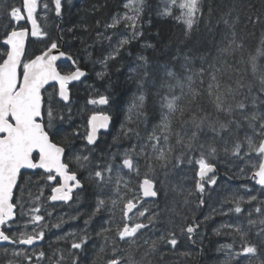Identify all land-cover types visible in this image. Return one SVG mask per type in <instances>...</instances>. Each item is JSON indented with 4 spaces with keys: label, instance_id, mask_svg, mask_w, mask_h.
Instances as JSON below:
<instances>
[{
    "label": "snow or ice",
    "instance_id": "snow-or-ice-1",
    "mask_svg": "<svg viewBox=\"0 0 264 264\" xmlns=\"http://www.w3.org/2000/svg\"><path fill=\"white\" fill-rule=\"evenodd\" d=\"M64 7V0H54L52 11L57 18H62ZM124 7L132 14L127 10L117 12L111 23L103 25L113 35L121 25L128 33L99 61L105 69L123 49L143 36L141 21L148 7L146 0H130ZM38 9L47 21V2L22 0V6L17 7L0 0V21H6L0 23V36L7 46L6 51H0V256L4 258L0 264H81L80 255L91 239L86 233L69 232L58 237V241L71 238L67 251L56 248L47 255L40 245L46 241L52 217L49 202L67 205L74 194L79 200L85 184L95 196V208L85 225L102 212H109L105 222L108 227L102 226L97 235L107 241L114 231L129 249H143L142 262L134 258L132 251L125 253L113 244L111 257L103 264H151L146 258L161 243L175 249L180 241L176 231L169 230L172 220L157 227L158 213L145 206V198H151L153 208L155 201L167 200L174 175L193 166L197 169L194 188L185 192L173 187L171 191L183 197L184 205L195 193L199 196L197 207L203 206L206 192L217 185L216 164L221 152L243 164L241 176L254 182L240 189L246 196L234 193L223 202L230 201L231 206L227 211L221 209L222 215L241 214L243 204L250 206L246 226L221 224L215 229L217 235L226 229L233 241L221 246L226 253L223 264H264V199H260L264 196V64L259 63L264 60V32L260 46L252 52L246 47L247 33L238 30L242 20L244 28L264 27V0L258 9L251 0H167L157 14L182 24L186 38L210 36V45L197 40L193 48L178 52L166 64L151 63L147 56L138 54L131 71L139 94L127 109L126 122L131 123L134 115L137 120L143 117L146 123L145 103L149 97L158 122L145 137L122 125L125 138L135 136L139 144L122 152L109 151L96 159L91 152L66 157V146L54 142L57 125L64 119L63 109H68L71 119L69 86L81 81L87 72L71 56L67 58L72 60L73 71L58 68L57 61L66 56L60 50L64 30L56 25L53 34L42 27ZM21 22H30V28L21 26ZM29 36L45 47L25 60ZM97 37L112 39L103 33H97ZM142 48L154 49L155 45L144 43ZM106 74L96 73L100 79ZM88 103L110 105V98L100 94ZM111 121L110 115L93 112L86 120L87 145L95 147L100 131L107 130ZM72 135H78V130ZM118 140L114 137V142ZM23 170L35 171L25 178ZM81 171L85 175L81 176ZM46 191L50 195L46 196ZM253 213L258 219L251 218ZM181 219L185 220L179 226L182 236L191 238L199 233L201 222L194 217L191 223L186 222L187 217ZM63 222L61 219L53 227L60 228ZM158 230L164 234L157 239L148 237L149 232ZM104 251L101 247L100 252Z\"/></svg>",
    "mask_w": 264,
    "mask_h": 264
},
{
    "label": "trees",
    "instance_id": "trees-1",
    "mask_svg": "<svg viewBox=\"0 0 264 264\" xmlns=\"http://www.w3.org/2000/svg\"><path fill=\"white\" fill-rule=\"evenodd\" d=\"M129 2L130 0H65L63 18L60 20L52 11L53 0H48L50 9L47 21L41 19L39 15L42 27L50 29L53 34L57 31L56 25H59L60 29L64 30L61 41V44H64V51L72 56L74 60H77L79 66L89 72V77L85 82L72 88L73 100L72 104L68 105L71 110V119L68 118V109L65 108L61 113L64 117L63 122L57 125L59 131L54 141L66 146V157H71L74 154L88 155L91 152L93 159H96L100 155L106 156L109 151L113 153L122 152L132 144H139L135 136L129 135L128 138H125L121 132L122 125L125 128L134 129L140 137H145L151 131L152 126L158 122L156 108L151 97L145 103L146 123L143 117L137 120L134 115L131 123L126 122V118L129 115L127 109L132 103L134 96L139 94L134 81V73L131 71V69L136 67V56L138 54L147 56L151 63L166 64L178 52L183 53L193 48L197 40L204 45H210L212 39L210 36L202 35L197 37L193 35L190 38H186L182 24L173 18L158 15L157 13L162 11L163 8L162 0H146L148 7L145 8L141 21L143 36L123 49L116 60L109 62L107 69L104 66L101 67L99 61L117 44V40H115L116 34L113 35L112 30L106 31L103 25L111 23V18L115 13L123 14L124 5ZM251 2L258 9L261 0H251ZM8 3L17 7L22 6V0H8ZM97 5H103V7L98 8L96 7ZM97 21L100 22V26H97ZM4 22L6 21H0V23ZM243 24L242 20L238 30L247 33L246 47L249 51L254 52L260 46L264 27L248 26L244 28ZM118 29H121V27ZM97 33H103L104 36H112V39L108 41L102 37L98 38ZM2 40L3 37L0 36V51H6L7 46L3 45ZM28 43L26 60L32 58L33 53L39 54V50L45 47L43 43L35 38H30ZM144 43H151L155 45V48H142ZM129 52L131 55L128 54ZM88 53H91V56ZM259 63L264 64V60L259 61ZM59 67L62 72L73 71V66L68 62L60 64ZM97 71L106 72L107 74L103 79H100L96 76ZM248 79L250 80L251 76ZM92 86L97 91H94ZM50 90L52 91V88ZM100 94L108 95L110 98V105L104 107L103 111L112 116L113 124L111 131L104 133L100 137L99 143L95 147H91L87 145L84 139L87 127L86 120L93 112L99 109L98 105H91L88 101ZM74 130H78V135H72ZM114 137H119V140L114 142ZM217 159V185L211 191L206 192L203 206L197 207L199 196L195 193L189 197V204L184 205L182 203L183 197H179L171 191L173 187L180 188L185 192L194 188L197 169L193 166L186 167L182 173L174 175L173 183L169 186L170 191L167 200L161 198L155 201L156 207L154 208L153 201L147 200L148 202L145 206L152 208L153 211L158 213L157 227L159 228L165 221L172 220L174 224L169 230H175L177 239L180 241L175 249L161 243L157 250L150 253L146 258L151 264H223L226 253L221 250V246L233 241L232 237L227 235L226 229H221L219 235L216 234L215 229L219 228L221 224H241L246 226L247 213L250 210L249 205L243 204V213L222 215L221 209L227 211V208L231 206L230 201L228 203L223 202L234 193L246 196L240 189L243 185L249 184L251 186L254 182L241 176L240 168L244 167V165L234 162L230 155H225L221 152ZM70 166L75 170L74 165ZM24 175L25 178L32 176L31 173H25ZM80 175L83 176L85 173L81 171ZM127 178L134 179L132 177ZM253 194L257 193L254 192ZM45 195H50V193L46 191ZM260 199H264V196H261ZM81 200L84 202L82 204L83 213L89 219L95 208V196L93 190L87 184H85ZM173 201H176V203L173 204ZM55 208L57 207L52 206L49 202V210ZM109 217V212H102L90 220L88 229L94 234L96 255L91 260V252L82 253L80 255L81 264H103L105 260L111 257L113 244L117 248L125 250V253L132 251L134 258L143 262V249L139 251L129 249L127 244L116 238L114 231L108 234L110 239L107 241H105L104 237L97 235L102 226L108 227L105 222ZM116 217L118 220L119 209L116 210ZM182 217H187V223H191L193 217L197 222H201L199 233L194 235L193 239L192 237L185 238L180 234L179 226L185 223V220L181 219ZM205 217H209L206 222L204 221ZM251 218L258 219V216L253 213ZM84 227L87 230L86 225ZM163 234V231L158 230L155 233L149 232L147 235L150 239H157ZM88 245L91 248L90 244ZM40 247L43 248V244ZM101 247L105 248L103 253L100 252ZM53 249L55 250L56 248ZM105 254H108L109 257L105 258ZM3 259L0 256V262H3Z\"/></svg>",
    "mask_w": 264,
    "mask_h": 264
},
{
    "label": "flooded vegetation",
    "instance_id": "flooded-vegetation-1",
    "mask_svg": "<svg viewBox=\"0 0 264 264\" xmlns=\"http://www.w3.org/2000/svg\"><path fill=\"white\" fill-rule=\"evenodd\" d=\"M53 4H54V0H53L52 5ZM39 12H40V10L38 9L37 19H38V22L41 24V20L39 18V15H40ZM63 12H64V10H63ZM62 18H60V20H62ZM21 26H23V27H29L30 28V22L29 23L21 22ZM30 38H33V37L30 36ZM30 38H29V40H30ZM35 39H37V38H35ZM61 47H63V49H64V44ZM26 58H27V56H26ZM60 64H62V63H60ZM70 64H71V66H73L72 63H70ZM59 65H58V67H59ZM82 69L85 70V71H87L84 68H82ZM73 70H74V66H73ZM88 77H89V72H88V76L86 77V79L83 80L82 82H78L77 84H81V83L85 82L88 79ZM77 84L70 85L71 98L73 96V90H72V88L74 86H76ZM50 89L51 88L49 87L48 88V91L49 92H51ZM72 100L73 99H71V102H72ZM71 102H70V104H72ZM99 106L101 107L100 109L103 110V108L106 107L107 105H103V106L102 105H99ZM96 112H102V111H96ZM103 113H105V112L103 111ZM112 124H113V118H112ZM102 135L103 134L101 133L100 137ZM100 140H101V138H100ZM54 142H56V141H54ZM66 156H67V152H66ZM33 171H35V170H32V171H24V174L25 173H31L32 174ZM79 195H80V199L79 200H76L75 199V194H74V200L72 202H70L69 204H67V205H65L62 202H59L58 204H55V203H53V202L50 201V203L52 204V206H56L57 208H55L53 210H49V211L52 212V217H51V219L49 221V230L46 232V241L44 243H42L43 246H44L43 247V250L45 251V253L47 255H51V252L54 251L53 248H60V247H62V248H65L66 251L70 248L71 238L69 240H67V241H65V240L64 241L63 240H59L58 241L57 240L58 237H62V236H64L65 234H67L69 232H74V233H77L79 235L80 233L84 232V230H86L85 227H84L85 221L86 220H89V219L86 218L85 215H84V213H83V209L84 208H82V204H84V202L81 200L82 192H80ZM72 217H78V219H72ZM47 219L48 218L46 217V220ZM61 219L64 221L62 223L61 227L60 228L53 227V225H55L56 223H60ZM89 224H90V222H89ZM88 226L89 225L86 226L87 227V230L84 233L88 234L90 236V238H91L89 240V244H90L91 248H89V245H88V248H86L84 250V252H91V254H92L91 255V260H93L95 258V255H96L95 254L96 253V249H94L95 238L93 237V235H94L93 232H91V230L88 229ZM77 231H80V232H77ZM49 243H51V247H49ZM104 257L105 258H108L109 255L108 254H105Z\"/></svg>",
    "mask_w": 264,
    "mask_h": 264
},
{
    "label": "water",
    "instance_id": "water-1",
    "mask_svg": "<svg viewBox=\"0 0 264 264\" xmlns=\"http://www.w3.org/2000/svg\"><path fill=\"white\" fill-rule=\"evenodd\" d=\"M29 38H30V36H29ZM28 41H29V39H28ZM28 42H27V45H26V53H27V47H28ZM61 51H64V49H63V47H61V49H60ZM65 52V51H64ZM66 53V52H65ZM68 56H70L69 54H67L66 53V56L65 57H62L59 61H57V66L60 64V63H64V62H69V63H72V60H69L67 57ZM72 57V56H71ZM25 59H26V54H25ZM72 59L74 60V58L72 57ZM73 65V64H72ZM59 68V67H58ZM87 72V71H86ZM87 76H88V72H87ZM86 76V77H87ZM86 77H84V78H82V80L81 81H75V82H72L70 85H74V84H77L78 82H82L83 80H85L86 79ZM57 87H58V85H57ZM70 87V86H69ZM72 99V98H71ZM71 102V101H70ZM70 104V103H69ZM103 106V105H102ZM106 114V113H105ZM108 115H110V114H108ZM111 116V115H110ZM111 129H112V121L110 122V126H109V128L107 129V130H101L100 131V134H99V137H100V135H101V133L102 134H104V133H109L110 131H111ZM99 141H100V138H99V140H98V142H97V144L99 143ZM96 144V145H97ZM24 171H32V170H23V172ZM218 172V170H217V166H216V173ZM146 200H151V198H145ZM53 203H55V204H58L59 202H53ZM193 237H194V235L192 236V239H193Z\"/></svg>",
    "mask_w": 264,
    "mask_h": 264
},
{
    "label": "rangeland",
    "instance_id": "rangeland-1",
    "mask_svg": "<svg viewBox=\"0 0 264 264\" xmlns=\"http://www.w3.org/2000/svg\"><path fill=\"white\" fill-rule=\"evenodd\" d=\"M163 1V7H164V5L167 3V0H162ZM42 2H47L48 3V0H42ZM49 9H50V7H49ZM128 11V13L131 15L132 14V11H131V9H125L124 11H123V13L125 12V11ZM162 10H163V8H162ZM174 13H175V9H174ZM39 14H40V18L41 19H44L43 18V16H44V14H43V12L40 10V12H39ZM144 15V14H143ZM41 24H42V21H41ZM121 27V29H117L116 30V37H115V40H118L119 38L121 39V38H124L125 36H127L128 35V33H127V31L125 30V28H124V26L123 25H121L120 26ZM103 65L101 64V67H102ZM98 72V71H97ZM102 72V71H101ZM97 76V75H96ZM92 89L94 90V91H97V90H95V88H94V86H92ZM82 91H84V90H82ZM101 107L98 105V111H103V110H101L100 109ZM128 127H130V126H128ZM77 232H80V231H77ZM84 232H86V230H84ZM84 232H82V233H84ZM81 234V233H80Z\"/></svg>",
    "mask_w": 264,
    "mask_h": 264
}]
</instances>
